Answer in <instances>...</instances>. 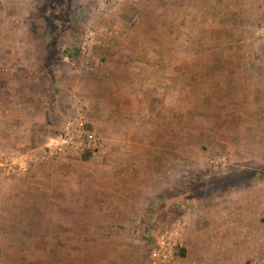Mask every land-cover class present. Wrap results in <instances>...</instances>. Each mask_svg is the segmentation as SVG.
<instances>
[{
  "label": "rangeland",
  "instance_id": "1",
  "mask_svg": "<svg viewBox=\"0 0 264 264\" xmlns=\"http://www.w3.org/2000/svg\"><path fill=\"white\" fill-rule=\"evenodd\" d=\"M77 99L101 146L0 195V264H264V0H0V159Z\"/></svg>",
  "mask_w": 264,
  "mask_h": 264
},
{
  "label": "built area",
  "instance_id": "2",
  "mask_svg": "<svg viewBox=\"0 0 264 264\" xmlns=\"http://www.w3.org/2000/svg\"><path fill=\"white\" fill-rule=\"evenodd\" d=\"M126 0H102L103 5L121 3ZM75 108L67 110L60 121L57 132L48 138L42 147H36L26 152L16 151L4 155L0 159V173L13 178L27 175L33 168L52 160L73 158L86 152H93L101 146L98 133L89 128L84 116L82 103L77 99ZM176 235L170 234L166 239L157 243L149 253L151 264H171L174 259L175 240L180 238V224Z\"/></svg>",
  "mask_w": 264,
  "mask_h": 264
},
{
  "label": "crops",
  "instance_id": "3",
  "mask_svg": "<svg viewBox=\"0 0 264 264\" xmlns=\"http://www.w3.org/2000/svg\"><path fill=\"white\" fill-rule=\"evenodd\" d=\"M49 163H51V162H48V164ZM30 172L27 174V176L31 175V173L33 171L31 173ZM25 177H26V175L24 177H21V178H13V177L7 176L5 173H0V187H2L4 190H6V191H0V195H5V194H7V196H10L11 194H12V196L20 195L22 191H19V189L16 191L15 188H16V185L18 184V182L24 180L23 178H25ZM262 203H264V197H263ZM263 208H264V206H263ZM263 214H264V212H263ZM253 234H257V232H253ZM227 258L231 260V257L229 255H227ZM201 262L199 264L205 263L204 261H201Z\"/></svg>",
  "mask_w": 264,
  "mask_h": 264
},
{
  "label": "trees",
  "instance_id": "4",
  "mask_svg": "<svg viewBox=\"0 0 264 264\" xmlns=\"http://www.w3.org/2000/svg\"><path fill=\"white\" fill-rule=\"evenodd\" d=\"M87 153H90V152H86V154H87ZM84 154H85V153H84Z\"/></svg>",
  "mask_w": 264,
  "mask_h": 264
}]
</instances>
